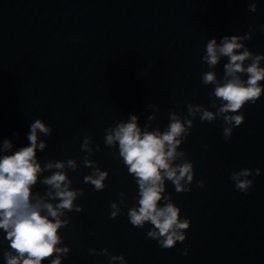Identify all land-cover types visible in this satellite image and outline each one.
<instances>
[{
  "label": "water",
  "instance_id": "water-1",
  "mask_svg": "<svg viewBox=\"0 0 264 264\" xmlns=\"http://www.w3.org/2000/svg\"><path fill=\"white\" fill-rule=\"evenodd\" d=\"M248 6L249 0H0V142L11 140L13 150L28 146L30 125L39 118L53 129L40 137L47 142L37 150L41 165L67 159L79 165L66 170L72 188L84 195L75 201L83 211L68 212L69 224L59 230L60 246L71 249L62 264H109L107 256L88 251L104 248L127 264H264V94L244 106V123L230 139L223 136V120L194 119L179 149L193 163L191 191L177 193L166 181L165 192L191 226L186 240L169 249L147 237L150 224H130L138 185L118 158V146L104 143L106 129L130 114L141 128L155 114L150 130H164L169 113L183 118L189 103L215 112L209 97L214 85L201 79L210 70L201 59L207 42L251 31L245 45L264 55V0H257L256 12ZM226 62L211 69L218 79ZM85 135L93 149L100 147L89 158L109 173L103 191L84 183L92 171L82 164ZM243 168L260 169L249 177L247 193L230 179ZM45 190L38 182L33 192ZM122 192L127 206L110 219V204L119 203ZM5 236L0 230V264L10 250Z\"/></svg>",
  "mask_w": 264,
  "mask_h": 264
},
{
  "label": "clouds",
  "instance_id": "clouds-1",
  "mask_svg": "<svg viewBox=\"0 0 264 264\" xmlns=\"http://www.w3.org/2000/svg\"><path fill=\"white\" fill-rule=\"evenodd\" d=\"M248 10L256 12L257 0H249ZM251 39V31L244 35L224 36L217 41L210 39L206 44L202 62L209 71L202 74L204 85H214L209 94L213 112L202 104L189 103L187 116L175 111L169 113V124L161 130L159 127L150 130L155 114L148 117V124L143 128L139 125V117L130 114L127 121L117 122L106 129L104 143L109 148H117L121 158L138 185L137 204L128 209L130 224L135 228H144L145 224L152 227L146 232L148 238L156 240L162 249H169L179 241L186 240V230L191 226L188 217L181 218V209L174 203L171 194L165 195L166 181L171 182L177 193L190 192L194 180L193 163L186 158V153L179 150L193 127L194 119L199 116L201 122L223 120V136L230 139L233 129L244 123L242 109L248 103L255 104L264 94V55L254 54L244 41ZM227 58L224 64L223 79H218L214 70ZM246 62H250L247 63ZM246 76L247 79L243 77ZM219 101V104H217ZM148 107L158 112L155 104ZM239 113V114H237ZM53 129L42 119H35L30 125L27 135L28 146L16 150L11 140L0 142V230L6 233L10 250L3 251L6 264H62L71 249L63 242L59 230L69 224L68 212L83 211V207L75 201L84 195L83 189L72 188V181L67 169L76 171L79 167L75 159L66 161L49 160L41 165L37 158V150L43 151L47 142L40 137L50 136ZM92 137L85 135L81 151L86 153L82 164L91 169L84 176V183L94 186L96 191H103L107 185L105 180L109 173L101 170L97 163L89 157L94 151L91 146ZM50 175L41 179L42 173ZM260 169L243 168L233 171L230 179L236 189L247 193L253 185L252 176H258ZM46 186L43 195L33 192L37 183ZM198 187H204L203 180L197 181ZM119 203L110 204V219L121 214V205L127 206L125 194L120 193ZM163 201V204H161ZM90 253L105 255L109 264L119 261L127 264L123 255H114L107 248ZM184 255H187L185 249Z\"/></svg>",
  "mask_w": 264,
  "mask_h": 264
}]
</instances>
